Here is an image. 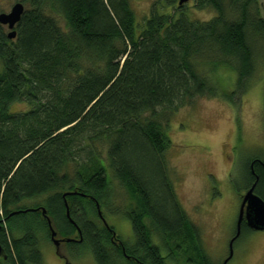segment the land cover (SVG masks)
I'll return each instance as SVG.
<instances>
[{
  "label": "trees",
  "instance_id": "16d2710c",
  "mask_svg": "<svg viewBox=\"0 0 264 264\" xmlns=\"http://www.w3.org/2000/svg\"><path fill=\"white\" fill-rule=\"evenodd\" d=\"M173 1L156 0L138 23L129 0H23L15 38L0 25V264H42L46 218L96 264H166L161 250L182 245L197 255L191 264H211L175 193L168 122L199 98L231 101L219 67L244 92L264 58V18L259 0H192L213 12L208 21L165 13ZM15 103L27 108L11 112ZM255 182L264 201V160L253 158L246 191ZM114 184L128 203L108 210L129 221V243L97 214L96 204L105 218ZM27 209L46 218L9 216ZM251 232L242 222L236 241Z\"/></svg>",
  "mask_w": 264,
  "mask_h": 264
},
{
  "label": "rangeland",
  "instance_id": "374dc122",
  "mask_svg": "<svg viewBox=\"0 0 264 264\" xmlns=\"http://www.w3.org/2000/svg\"><path fill=\"white\" fill-rule=\"evenodd\" d=\"M22 1L0 0V13H8L15 3H21L26 9ZM155 1L129 0L138 23L148 16ZM257 5L260 18H264V0H259ZM172 6L173 10L163 11L170 13L179 8L176 0ZM180 8L200 21H208L214 15L207 9L196 10L192 0ZM216 75L221 79L223 90L230 93L231 101L222 97L197 99L171 116L167 135L171 141L172 182L180 206L199 232L204 255L211 264H222L228 256V242L233 237L246 191L245 167L253 158L264 160V58L256 57L254 72L242 93L236 91L232 69L219 67ZM26 108L24 103H15L10 111L21 112ZM113 189L112 203L103 212L104 220L117 239L129 243L133 241L129 221L108 210H121L128 198L116 184ZM52 228L55 231L53 225ZM55 240L60 241L57 248L50 236L47 238L45 232H38L42 264H96L88 248H69L65 245L67 239L58 233ZM161 255L166 264H191L188 259L197 257L183 245L174 254L161 250ZM227 264H264V232L252 231L236 241Z\"/></svg>",
  "mask_w": 264,
  "mask_h": 264
},
{
  "label": "water",
  "instance_id": "95a60500",
  "mask_svg": "<svg viewBox=\"0 0 264 264\" xmlns=\"http://www.w3.org/2000/svg\"><path fill=\"white\" fill-rule=\"evenodd\" d=\"M176 1H177V5L180 7L183 4L187 3L189 0H176ZM23 12H24L23 5L21 3H15L10 8L8 13H0V25L7 28V38L9 40H12L15 38L16 33L14 30V27L19 22ZM255 186H256V182L244 193L242 197L239 210H238L236 224H235V233L228 242V256L222 262V264H227L233 256V244L240 236V229H241L242 222H244L245 225L251 231L264 232V201L254 193ZM72 194L70 193L64 194L63 198H65V196L67 195H72ZM65 207H66V217L69 218L66 204H65ZM96 208H97V214H98L100 221L102 222L105 228H108V225L103 219L97 204H96ZM38 211H40L41 215L46 218L44 209H40V210L27 209V210H22L20 212H13L9 216H13L18 213L38 212ZM46 223H47V227L49 231L50 240L52 244L54 245V247L57 248L59 246L60 241L55 240L56 231L53 230L51 221L48 218H46ZM2 224H4L3 219L0 220V228ZM114 236L115 234L113 233V237ZM72 241H75V240L67 239L65 243H69ZM2 256H3V250H2V247L0 246V259L2 258Z\"/></svg>",
  "mask_w": 264,
  "mask_h": 264
},
{
  "label": "flooded vegetation",
  "instance_id": "af4514ba",
  "mask_svg": "<svg viewBox=\"0 0 264 264\" xmlns=\"http://www.w3.org/2000/svg\"><path fill=\"white\" fill-rule=\"evenodd\" d=\"M6 28V27H5ZM246 192V191H245Z\"/></svg>",
  "mask_w": 264,
  "mask_h": 264
}]
</instances>
